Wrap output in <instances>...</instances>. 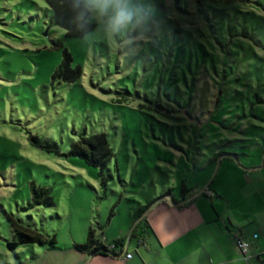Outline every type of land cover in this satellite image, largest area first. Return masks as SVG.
<instances>
[{
  "label": "rangeland",
  "instance_id": "374dc122",
  "mask_svg": "<svg viewBox=\"0 0 264 264\" xmlns=\"http://www.w3.org/2000/svg\"><path fill=\"white\" fill-rule=\"evenodd\" d=\"M82 1L96 29L72 38L44 0H0V264H18L11 215L62 240L71 220L74 234L127 228L138 202L206 186L251 246L242 263L264 264V0H128L133 19L115 33ZM64 50L82 73L72 84L53 80ZM101 133L114 152L106 186L82 159L30 144L67 154ZM220 152L236 157L210 163ZM32 182L54 206L31 207Z\"/></svg>",
  "mask_w": 264,
  "mask_h": 264
},
{
  "label": "crops",
  "instance_id": "0c3cea01",
  "mask_svg": "<svg viewBox=\"0 0 264 264\" xmlns=\"http://www.w3.org/2000/svg\"><path fill=\"white\" fill-rule=\"evenodd\" d=\"M212 197L222 199L217 193L212 194L210 186L188 195L186 201L173 196L176 204L172 198L167 197L164 202L152 208L147 218L150 228H145L139 237V232L136 233V238L128 237L133 223L132 213L131 219L126 222L127 228L118 226L112 229L114 221L109 219L104 230H98L90 222L79 225L77 233L74 234L76 223L71 220L69 235L61 240L56 234L57 248L21 246L24 248L21 254L16 253L18 248L12 252L18 264H243L239 256L241 252L235 245L236 236H233L230 228L235 226L231 219L226 221V215H221L214 207ZM209 200L213 209L208 205ZM181 203L184 204L180 208ZM138 204L142 205L140 202ZM91 227L96 229L97 237L104 245L128 238L124 250L131 257L125 259V256L103 254L91 257L74 249V244H83L86 241ZM242 236L241 232L239 237L244 239ZM134 239H138V256L131 249ZM26 253L31 258H26ZM152 254L155 257L151 258Z\"/></svg>",
  "mask_w": 264,
  "mask_h": 264
},
{
  "label": "trees",
  "instance_id": "16d2710c",
  "mask_svg": "<svg viewBox=\"0 0 264 264\" xmlns=\"http://www.w3.org/2000/svg\"><path fill=\"white\" fill-rule=\"evenodd\" d=\"M44 1L54 16L65 28L67 37L83 38L96 29V24L89 21L91 17V10H89V7H86V4L82 0ZM81 74L80 68H72L71 54L67 50H64L63 59L53 75V80H63L68 84H72L80 79ZM30 144L41 151L58 157H77L82 159L86 165L100 170L98 176L100 178L101 185L106 186L107 178L104 172L108 163L114 157L113 149L108 142L106 134H93L73 142L67 154L62 153L58 143L44 137L32 136L30 137ZM233 156L236 157V155L233 154L220 152L215 154L209 162L213 163L220 160V164H223L225 157L231 158ZM30 191L31 207L40 205L48 207L54 206L53 191L51 188L42 187L37 185L35 182H32L30 185ZM188 195H190V190L183 187L181 191V198H184V201H186V197ZM167 197L172 198L173 202L176 204L172 194L168 192L164 196L153 199L147 205H140L136 209L133 214L132 228L128 237L136 238V233L140 231L143 232L145 228H150L147 221L150 211L157 204L164 202ZM183 204L181 203L179 207H183ZM111 216H113L112 212ZM9 220L11 222L13 234V241L8 243V248L10 250H15L21 246L33 245L49 246L52 249L57 248L56 234L50 236L43 233L29 225H25L12 215L9 216ZM127 239L128 238H125L111 244L104 245L98 239L96 229L91 227L88 231L86 241L83 244H74L73 247L77 251L91 257L100 254L110 255L113 257H124L128 255V253L124 250Z\"/></svg>",
  "mask_w": 264,
  "mask_h": 264
},
{
  "label": "clouds",
  "instance_id": "9594fccd",
  "mask_svg": "<svg viewBox=\"0 0 264 264\" xmlns=\"http://www.w3.org/2000/svg\"><path fill=\"white\" fill-rule=\"evenodd\" d=\"M94 3L98 14L107 17L108 27L113 33L126 27L133 19L128 0H94Z\"/></svg>",
  "mask_w": 264,
  "mask_h": 264
},
{
  "label": "built area",
  "instance_id": "2783aa9c",
  "mask_svg": "<svg viewBox=\"0 0 264 264\" xmlns=\"http://www.w3.org/2000/svg\"><path fill=\"white\" fill-rule=\"evenodd\" d=\"M254 238L256 239V236ZM235 240H236V245H237L238 249L240 250V252L242 253V255L244 257H247V255L249 254V251L251 249L250 244L239 236H236ZM130 257H131V255L128 254L125 256V259H129Z\"/></svg>",
  "mask_w": 264,
  "mask_h": 264
}]
</instances>
